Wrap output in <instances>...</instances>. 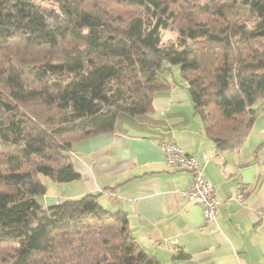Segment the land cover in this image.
Instances as JSON below:
<instances>
[{"label": "trees", "instance_id": "16d2710c", "mask_svg": "<svg viewBox=\"0 0 264 264\" xmlns=\"http://www.w3.org/2000/svg\"><path fill=\"white\" fill-rule=\"evenodd\" d=\"M52 1L58 23L0 0V264H160L96 195L43 206L42 177L80 179L72 143L149 114L171 65L217 150L240 149L264 114V0Z\"/></svg>", "mask_w": 264, "mask_h": 264}, {"label": "crops", "instance_id": "0c3cea01", "mask_svg": "<svg viewBox=\"0 0 264 264\" xmlns=\"http://www.w3.org/2000/svg\"><path fill=\"white\" fill-rule=\"evenodd\" d=\"M169 73L172 87L155 95L149 114L121 113L113 131L72 143L80 179L56 184L46 178L39 201L50 207L96 195L103 208L127 215L140 247L160 264H264V114L240 149L220 152L195 113L181 71ZM167 143L203 167L221 202L217 225L206 224L202 207L182 196L192 174L167 166Z\"/></svg>", "mask_w": 264, "mask_h": 264}, {"label": "built area", "instance_id": "2783aa9c", "mask_svg": "<svg viewBox=\"0 0 264 264\" xmlns=\"http://www.w3.org/2000/svg\"><path fill=\"white\" fill-rule=\"evenodd\" d=\"M163 156L167 166L179 168L192 174L189 187L182 191V196L202 207L203 219L206 224L217 225L220 200L212 183L206 178L203 167L192 155L183 151L175 143L162 146Z\"/></svg>", "mask_w": 264, "mask_h": 264}, {"label": "rangeland", "instance_id": "374dc122", "mask_svg": "<svg viewBox=\"0 0 264 264\" xmlns=\"http://www.w3.org/2000/svg\"><path fill=\"white\" fill-rule=\"evenodd\" d=\"M35 3L40 7V9L49 16L51 19H55L56 16H58V21H60V10L58 9V6L55 4L52 0H34ZM128 10V9H126ZM177 32L172 30H161V38L162 42L165 44H170L174 42L177 38ZM166 66V65H165ZM173 71V75L177 76V73H179L181 66L180 65H171L170 66ZM178 69V71H177ZM164 76H170L169 70L165 71ZM172 75V74H171ZM124 114V113H122ZM46 177H42V180L45 181Z\"/></svg>", "mask_w": 264, "mask_h": 264}, {"label": "water", "instance_id": "95a60500", "mask_svg": "<svg viewBox=\"0 0 264 264\" xmlns=\"http://www.w3.org/2000/svg\"><path fill=\"white\" fill-rule=\"evenodd\" d=\"M55 23H58V16L55 17Z\"/></svg>", "mask_w": 264, "mask_h": 264}]
</instances>
